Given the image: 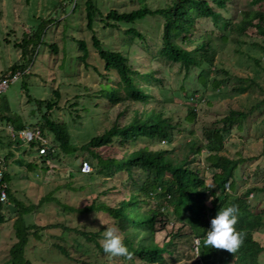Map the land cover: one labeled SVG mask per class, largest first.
I'll return each instance as SVG.
<instances>
[{
    "label": "rangeland",
    "instance_id": "rangeland-1",
    "mask_svg": "<svg viewBox=\"0 0 264 264\" xmlns=\"http://www.w3.org/2000/svg\"><path fill=\"white\" fill-rule=\"evenodd\" d=\"M86 1L0 0V77L12 72L11 69L16 65L28 68L0 95V158H5V170L9 178L8 185L11 196L21 201L25 206L29 204L35 206L51 190L60 188L54 195L59 203L51 201L41 206H35L26 220L27 223L44 228L34 230L37 236L33 235L34 231L29 233V244L25 257L32 264H80L82 261L88 264H112L114 258L117 261L118 257H110L98 252L92 245H89V242L85 244V240L76 231L96 232L101 229L102 225H112L106 215L104 213L94 214V212L79 214L72 209H81L96 197L98 200H104L113 205L127 196L130 183L126 180L127 175L124 171L114 172L108 177L104 173H97L91 180L79 175L72 178H59L54 175L49 177L50 174L56 172L65 175L69 168L74 171V167H78L77 164L81 161L90 162L92 159L90 153L78 150L72 155V159L74 156L78 157L75 165L72 163L68 168L66 161L52 162L49 170L46 171V165L39 164L36 151L31 150L27 143L16 142L10 137L5 127L10 125L15 131H18L16 126L19 123L37 124V120L45 113L47 102L54 97L53 91L56 90L60 94V98L54 110L55 114H53L55 121L66 123L71 136V144L80 147L92 137L108 130L115 121L119 125L127 123L132 110L142 111L143 108L149 110L154 106L153 103L142 106L140 103L132 101L114 105L101 99L96 101L85 98L87 94L100 91L106 84L117 88L119 95L124 94L117 78L113 74H107L108 72L103 68V62L97 57L96 51L91 46V33L85 28ZM96 1L97 9L101 14L100 19L104 18L111 9L123 12L137 9L140 6L138 0ZM162 1L146 0V4L155 8ZM230 5L232 10L237 8L239 15V17H232L234 23L244 16V12L249 13L252 17H254V13L264 15V0H231ZM102 22L97 24L95 31L103 46L111 48L112 44L117 43L115 47L121 49V44L126 42L124 38H117V35H121V30L110 28L106 30L103 28L105 22ZM146 22L142 25L138 24L137 28L149 32L147 42L144 44L136 42L130 46V51L134 52L133 68H138L140 72L144 70L143 67L151 68L156 70L159 76L160 74L164 76L163 82L166 86L177 87L183 81L188 89H192V85L187 80H183L184 71H179L177 64L162 60L151 61L152 54H157L160 47L161 20L148 17ZM37 33L40 34V40L32 41L30 45L23 47L24 38H33ZM205 33H212L213 37L220 34L210 21L200 19L191 39L195 40L197 36ZM247 34L248 36H243L241 39L244 43L238 46L236 41L240 39L239 33L235 31L229 33L227 41L221 43L217 48L214 62L219 61L220 66L218 67L230 71L231 75L225 80L226 76L218 73V68L214 70L213 67L209 73L204 71L201 73L209 81L219 80L221 86L217 92L212 93L209 91L211 83L208 81L203 96L191 103V106L195 108L196 120L190 124L181 122L182 131L175 130L173 132V140L170 144L163 141H160L159 144H151L150 140L145 138H139L134 143L128 142L124 145L113 141L110 146L96 150V153L104 158L108 156L119 158L124 152H131L142 146L152 150L173 148L179 152L177 148L179 146L182 148L183 143L192 139L191 136H187V133L192 132L194 137L200 139L203 136L202 129L211 128L213 122L225 116L229 110L248 112L253 108L247 114L243 130L234 129L227 135L220 153L231 159H242L238 166L239 170L236 171V191H233V194L242 196L246 189L252 186L262 189L257 193L249 194L247 202L249 211L251 213L259 212L264 219V176L262 171V157L264 156V103L262 102L264 98V49L262 48H264V39L255 30H247ZM112 35H115L117 39H112ZM77 40L87 43L89 70L84 71L81 61L77 58L80 55ZM51 44L56 45V52L51 49ZM184 46L186 49L191 48L186 43ZM247 55L251 58H247ZM189 58H193V56ZM254 58L261 60L260 65L254 63ZM93 66L97 67L99 72L107 74L110 79L98 77L92 69ZM202 68L206 69V64H203ZM246 77H253L254 83L244 81L243 86H246L247 89L243 93H235L232 88L237 85V78ZM153 91L157 94L155 88ZM87 97L90 96L87 95ZM165 99L168 106H175V111L171 113L175 123L176 119L182 118L186 114L187 107L179 97L172 98L170 96ZM75 102H77V106L72 108L71 106ZM95 102H97V107L94 108ZM82 108H87V110ZM121 112L123 115L118 116ZM45 136L53 145V136L50 134ZM184 136L186 137L184 138ZM204 151L205 149L202 150V152ZM69 156H65V158ZM199 156L201 162L204 163V156ZM28 163H32L33 172L26 168ZM92 163L94 162L92 161ZM91 168L94 172V167L91 166ZM36 172L39 174L38 176L35 175ZM204 174L207 176L205 185L214 188L211 184L210 174L206 171ZM138 176L139 174L136 175L137 182L140 179ZM41 180L47 182L43 183ZM103 192H106V195ZM209 200L208 196L206 204L209 203ZM62 205L72 209L65 210ZM7 213L4 211L9 219L8 223L0 226V264H4L8 260L9 249L15 242L12 225L17 216L12 212ZM171 214L168 212V218L172 217ZM161 221L162 223H157L154 234V240L158 244L165 242L168 236L174 235L177 231H180L182 235L189 233L187 224L166 219L165 216L161 217ZM64 228H67L68 231ZM120 235L122 236V233ZM253 237L264 247V226L256 228ZM195 239V237L192 239L189 246L176 241L178 243L176 249L179 250V253L173 254L171 261L167 260L165 264H193L192 251L196 252ZM56 242L60 245H68V251L73 259H67L65 255L61 254L55 247ZM81 243L90 248H84ZM109 257L111 260L108 259ZM164 257L167 255L165 254ZM260 259H264V254L260 255ZM136 264L141 263L137 262Z\"/></svg>",
    "mask_w": 264,
    "mask_h": 264
},
{
    "label": "trees",
    "instance_id": "trees-1",
    "mask_svg": "<svg viewBox=\"0 0 264 264\" xmlns=\"http://www.w3.org/2000/svg\"><path fill=\"white\" fill-rule=\"evenodd\" d=\"M138 1L140 6L137 9L123 12L111 9L101 19V14L96 6L97 1L87 0L85 2V28L91 33V46L96 51L97 57L103 62L104 70L108 72V75L113 74L124 90V94L119 95L117 88L106 84L100 91L87 94L90 97L86 95L85 98L96 101L101 99L114 105L132 101L138 102L142 106L153 103L154 106L149 110L146 108H143L142 111L132 110L127 123L119 125L115 121L102 134L92 137L80 147H75L71 144V136L66 123L55 121L53 116L60 98L58 91L54 90V97L47 102L45 113L37 120L38 123L31 125L19 123L16 129L38 128L44 136L46 134L53 136L54 144L49 143L47 153L38 157L39 164L46 165V171L49 170L52 162L66 161L67 167L72 163L75 165L78 157L74 156L72 159V155L78 150L90 153L92 159L89 163L94 167V172L81 174L78 163V167H74V171L68 167L69 170L65 175L56 172L50 174L49 177L54 175L59 178H72L79 175L91 180L97 173H104L107 177L113 175L114 172L124 171L126 173L130 190L123 200L111 205L104 200H98L96 197L90 204L81 209H72L62 205L65 210L72 209L79 214L86 212L104 213L112 225L120 229L122 241L131 251L132 257L130 259L118 257L117 261L114 258L112 264H136L137 262L141 264H165V261H171L173 254L179 253V250L176 249L178 243H185L189 246L194 237L199 240V243L195 248L196 252L190 248L194 256L193 264H264V259H260V255L264 254V247L253 237L254 230L264 226V219L259 212L251 213L247 202L249 194L257 193L262 189L252 186L246 189L242 196L234 195L238 166L242 159H231L220 153L227 135L234 129L243 130L247 114L253 108L248 112L229 110L225 116L213 122L211 128L202 129L203 136L200 139L194 137L192 132L187 133V136H191L192 139L183 143L182 148L179 146L177 148L179 152L173 148L152 150L142 146L131 152H124L119 158L114 156L104 158L96 153V150L110 146L113 141H118L120 145H124L128 142L134 143L139 138H145L149 139L151 144H159L160 141L170 144L173 140V132L175 130L182 131L181 122L190 124L196 120L195 108L191 106V103L203 96L209 81L201 73L203 71L209 73L213 67L214 70L218 68V73L227 77L224 78L225 80L231 75L230 71L218 67L220 66L219 61L214 62L217 48L220 47L221 43L227 41L229 33L234 31L240 35V39L236 41L238 46L244 43L241 40L243 36H248L247 30H255L264 39V15L254 13L255 15L252 17L249 13L244 12V16L237 23H234L232 17H239V15L237 8L232 10V6H229L231 0H166L165 2L163 0L155 8L148 6L146 0ZM148 17L161 20L160 47L157 54H152L151 61L162 60L177 64L178 70L184 71L183 80H187L192 85V89H188L183 81L177 87L166 86L163 82L164 76L161 74L159 76L158 72L151 68L143 67L142 72L138 68H133L135 60L132 57L134 52L130 51V46L136 42L143 44L147 42L149 32L139 30L137 25L147 23ZM200 19L210 21L220 33L219 36L213 37L214 34L205 33L192 40L191 35L196 30V24ZM99 22L103 23V28L106 30H108L107 28L121 30V35H117V38L126 40L121 44V49L115 47L117 43L112 44L111 48L103 46L95 31ZM39 33L33 38H24L23 47L30 45L32 41L40 40ZM111 38L117 39L115 35H112ZM77 43L78 52H80L77 58L81 61L84 71L89 70L87 43L83 40H77ZM184 43L191 48L186 49ZM257 45L259 46V44ZM50 47L56 52L55 44H51ZM190 56L193 58H189ZM209 58L210 60H208ZM247 58L251 57L247 55ZM253 61L256 65H260L261 60L259 58H254ZM203 64H206V69L202 68ZM27 69V67L16 65L11 70L12 72L20 70L25 73ZM92 69L98 77L110 79L107 74L99 72L97 67L93 66ZM237 80V85L232 88L235 93H243L247 89L246 86H243L244 81L254 83L253 77L237 78ZM209 82L211 83L209 91L217 92L221 82L215 79ZM154 88L157 90V94L154 93ZM168 95L172 98L179 97L187 107L186 114L182 118L176 119L175 123L171 116V113L175 111V106H168L169 104L165 101V98L170 97ZM262 102L264 103V98ZM76 106L77 102L71 107ZM93 107H97V102L93 104ZM82 109L87 110V108ZM122 115V112L118 114V116ZM183 129L188 130L187 128ZM29 145L33 150L34 144ZM203 149H205L204 152H202ZM68 155L70 156L65 158ZM199 155L204 156V163L201 162ZM262 161L264 176V156ZM31 165L32 163L26 164V168L33 172ZM205 171L210 174L211 184L214 188L205 185L207 180ZM137 174L140 176L138 182L136 180ZM35 175L38 176L39 174L36 172ZM8 179L5 174L7 182ZM41 182L46 183L47 181L41 180ZM58 190L60 188L51 190L35 206H41L51 201L59 203L54 196ZM6 194L7 201L5 203L0 202V226L6 225L9 221L4 211L7 213L16 208L14 214L17 218L12 225L15 242L10 247L8 260L4 264H32L25 257L26 248L29 244L28 236L31 231L44 228L26 221L30 213L33 212L34 204L25 206L21 201L13 198L9 185ZM103 194L106 195V192ZM208 196L210 200L206 204ZM226 204L236 205L238 211L234 227L242 234L241 243L233 252L211 248V246L205 247L202 243L210 219L215 216L217 210ZM168 212L172 213V217L168 218ZM162 216L187 224L189 233L182 235L180 231H177L174 235L168 236L165 242L158 244L154 240V234L157 223H162ZM105 227L102 225L101 229L96 232L76 231L85 240V244L89 242V245H92L98 252L105 254L99 242ZM64 229L67 230V228ZM33 235L37 236V233L34 231ZM81 244L84 245V248H90L88 245ZM55 247L67 259H73L68 251V245H60L56 242ZM93 247L91 248L93 249ZM165 254L167 257H164ZM108 259L111 260L110 257ZM80 264L88 263L82 261Z\"/></svg>",
    "mask_w": 264,
    "mask_h": 264
},
{
    "label": "clouds",
    "instance_id": "clouds-1",
    "mask_svg": "<svg viewBox=\"0 0 264 264\" xmlns=\"http://www.w3.org/2000/svg\"><path fill=\"white\" fill-rule=\"evenodd\" d=\"M3 159L5 160V158ZM4 198V194L0 193V200ZM237 211L238 209L234 204H226L217 210L215 216L210 219L209 227L203 236L202 243L205 247L211 246V248L224 249L228 252L236 250L242 239V234L234 227ZM100 245L103 252L110 257H124L125 259L132 257L131 251L122 241L120 229L115 225H108L104 228Z\"/></svg>",
    "mask_w": 264,
    "mask_h": 264
},
{
    "label": "built area",
    "instance_id": "built-area-1",
    "mask_svg": "<svg viewBox=\"0 0 264 264\" xmlns=\"http://www.w3.org/2000/svg\"><path fill=\"white\" fill-rule=\"evenodd\" d=\"M24 74V71L17 70L15 72H10L2 77H0V95L6 90L9 84L16 81L19 77ZM6 131L9 132L11 138L18 142H24L27 144L33 143V149L36 151L37 156L44 155L47 153V146L49 140L43 135L40 129H24L15 131V129L8 125ZM30 146V145H29ZM79 171L81 174H88L92 171L91 165L88 161H81L79 163ZM8 184L5 181V160L0 158V193L4 194V199L0 202L5 203L7 201L6 190ZM195 244L198 245V240L195 239ZM196 245L194 248H196Z\"/></svg>",
    "mask_w": 264,
    "mask_h": 264
},
{
    "label": "water",
    "instance_id": "water-1",
    "mask_svg": "<svg viewBox=\"0 0 264 264\" xmlns=\"http://www.w3.org/2000/svg\"><path fill=\"white\" fill-rule=\"evenodd\" d=\"M16 210H17L16 208H13V209L11 210V212H12V213H15Z\"/></svg>",
    "mask_w": 264,
    "mask_h": 264
},
{
    "label": "crops",
    "instance_id": "crops-1",
    "mask_svg": "<svg viewBox=\"0 0 264 264\" xmlns=\"http://www.w3.org/2000/svg\"><path fill=\"white\" fill-rule=\"evenodd\" d=\"M6 128V127H5Z\"/></svg>",
    "mask_w": 264,
    "mask_h": 264
}]
</instances>
